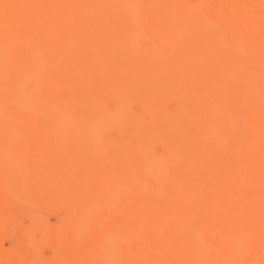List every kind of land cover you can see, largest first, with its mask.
I'll use <instances>...</instances> for the list:
<instances>
[{"label": "bare ground", "instance_id": "1", "mask_svg": "<svg viewBox=\"0 0 264 264\" xmlns=\"http://www.w3.org/2000/svg\"><path fill=\"white\" fill-rule=\"evenodd\" d=\"M6 203L4 264H264V0H0Z\"/></svg>", "mask_w": 264, "mask_h": 264}, {"label": "rangeland", "instance_id": "2", "mask_svg": "<svg viewBox=\"0 0 264 264\" xmlns=\"http://www.w3.org/2000/svg\"><path fill=\"white\" fill-rule=\"evenodd\" d=\"M72 106V103L69 104L68 107H71ZM177 103L175 101H172L171 103H169V109L170 110H175L177 107ZM11 179V176L8 177V180ZM7 180V181H8ZM18 189L22 190V191H27V188H23V187H20V186H17ZM12 204L11 203H6V204H0V211L1 210H6L8 209L9 207H11ZM114 208H112L111 210H113ZM115 210H117L115 208ZM113 210L112 212H117ZM8 237H9V233H1L0 235V248H2V252L4 253V255H6L7 257H10L11 255H13L14 253H16L19 249V247L11 241V237H10V241L8 240ZM51 264H54L55 263V260L53 259H49ZM0 263L1 264H4L3 260H0Z\"/></svg>", "mask_w": 264, "mask_h": 264}]
</instances>
